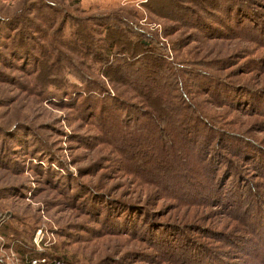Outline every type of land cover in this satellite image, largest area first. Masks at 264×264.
Wrapping results in <instances>:
<instances>
[{"label":"rangeland","instance_id":"374dc122","mask_svg":"<svg viewBox=\"0 0 264 264\" xmlns=\"http://www.w3.org/2000/svg\"><path fill=\"white\" fill-rule=\"evenodd\" d=\"M250 1L0 0L3 264H264V236L249 225L264 215V0ZM99 13L152 32L157 44L134 58L150 63L106 60L113 27ZM161 45L180 63V86L147 69ZM76 185L106 193L104 206L128 209L131 223L136 213L137 235L121 218L102 226L84 192L67 194ZM146 228L162 238L148 241Z\"/></svg>","mask_w":264,"mask_h":264},{"label":"trees","instance_id":"16d2710c","mask_svg":"<svg viewBox=\"0 0 264 264\" xmlns=\"http://www.w3.org/2000/svg\"><path fill=\"white\" fill-rule=\"evenodd\" d=\"M225 1H226V4L228 2L231 3L233 8L237 9V10H240V8L241 9H245L244 4L245 3L249 4L251 2L250 0H225ZM227 11L228 10H226V9H224L222 11L225 14V16H228ZM97 17H98V20L101 22V24L108 25V27H107L108 29H111L113 27V29H111V31H109L108 34L104 35V45H102L103 46L102 48H103V52H105V55L107 56L106 60L109 61L112 57H114V55H116V58H119V61L112 60V63L114 64L115 68L119 67L118 65H120V62H124V63L126 62L127 65H131V66H132L134 61L142 62L143 64H146V63L149 64L150 63V60L147 59L146 57H144L145 59H143L142 57L141 58L139 57L138 59H135V60H134V58H136L137 56H140L139 54H141V53L138 54L137 51H139V50H147V49H149L148 46H150L152 48L155 44H157L156 39L155 40L153 39L154 35H153L152 32H149L148 30H146L143 27H141L140 24L137 23V21H133V20H131V19L127 18V17H124L122 15H117L116 13H107V14L99 13L97 15ZM213 17H217L220 20L221 15L213 13ZM195 18H196V22L198 23V27L203 29V27H201V23H200V22H202L200 16H196ZM259 18L261 20L259 22V25L256 28V30L258 31V32L256 31L258 33L256 36L260 39L259 41L264 44V13ZM8 22H13V21H12V19H10ZM126 30L128 32H134L136 35H133V37L125 35ZM122 31H124V33H122ZM20 32H21V30H19V33ZM114 32L117 33V37L118 36H120V37L122 36L124 39H127V41H128V39L132 40V38H134L135 41L133 40L132 42L121 43L120 40H117V41L113 40V39H111V35ZM19 33L17 34L18 36H19ZM22 34L26 35L25 32H22ZM19 37H21V42H23L24 40L22 41V39H24V37H22V36H19ZM23 43H24V46H26V43L25 42H23ZM159 45H160V43H159ZM160 47H157V48L155 47L154 49H150V53L153 52L154 55H155L152 58L154 66L153 67L149 66V67H147V69H151V71L154 72V74H156L155 73L156 72L155 67H157L158 68L157 69V73L158 72L165 73V76L163 77V80L168 82V84H166V86H173L176 83H177V85L180 86V83H181L180 76L176 73V72H178V70L180 68V63H177L174 60L168 59L169 58V53L165 49V46L163 47V45H161ZM162 53H163L164 58H166L167 60L163 59ZM12 54L15 55L16 57L22 55V54L19 53V51H16L14 49L12 51ZM157 56H159V57H157ZM159 59H161L164 62L163 65L160 64V66H159L156 63L157 60H159ZM170 68L174 71V73L172 74V77H171V81H169L166 78V73L168 72V69H170ZM136 75L138 76V74H136ZM138 78H141V81L144 82V84H143L144 86L146 85V86L150 87L151 84H149V82H146V79H145L146 77L143 74H141ZM159 78L151 77V75H150L149 78H147V81L157 82V81H159ZM179 90H180V87H179ZM183 94H184L185 97H187L185 92ZM222 99L224 100L225 103L227 102L226 101L227 99L225 100V98H223V97H222ZM117 102L118 103L121 102V97L117 98ZM226 104H229V103H226ZM248 105L252 106L253 104H252L251 101L243 103L244 107H247ZM126 107H128V106H126ZM261 108H263V109L262 110L258 109V110L261 111L262 114H264V99L261 101ZM185 124H187V122ZM184 138L186 139V137H184ZM228 144H229V142H228ZM46 155L48 157L52 156L50 154V152L46 153ZM49 172L52 173V170H49ZM59 178L61 179V181L58 182L59 184L61 182H65V185L66 184L67 185L71 184V182H68L69 179H66L64 177H59ZM72 179L75 180L74 178H72ZM72 184H74V183L72 182ZM81 184L83 185V182ZM77 186L78 185L74 186L70 190L67 189V191H68L67 194H69V196H74L75 195V197H77L79 193L84 192V195L81 197L84 200L81 201L80 204L83 205L84 206V210L88 211L89 214L91 213V215L94 214V213L99 215L100 213L104 212L102 214V217H103V221L102 222H104L102 226L105 227L107 219H108L107 224H109L110 223L109 220L121 218L124 222L125 221L127 222V224H125V223H124V225L122 224L121 227L125 228V225H127L129 227V229L126 230V231H129L128 234L137 235L136 232L139 230V228L136 225V223H137L136 213L133 214V219H132V223H131L129 221V217H128V214H127L128 213V209H124V208L120 209L119 206H116L117 204H115L114 206L111 204L112 208H110V209H108L109 207H105L104 206L105 202L108 203V201H107L108 199H107L106 193H100V191L98 189H96L95 187H93V186H86V188H88V189H84V186H79L78 189H77ZM211 193L212 194H217V193H219V189L214 188L211 191ZM206 198L209 199L208 197H206ZM262 218H263V220L261 221V223H258V221H252V224H249V225H251L253 227V231H255L257 233L260 232V234L262 236H264V227H263V225H260V224H264V215H263ZM104 220H106V221H104ZM130 224H132L131 227H130ZM121 227L119 228L120 230L122 229ZM258 227H260V229ZM131 229H133L135 232L134 233L131 232ZM7 230L8 229H6V231ZM146 230H147V228H146ZM117 231H119V230H117ZM153 232H156V231H153ZM144 233H145L146 239L148 241L149 240L151 241V238H152L154 243L156 241H159L162 238V235H160L159 232L154 234L151 231L149 233V231L147 230ZM25 253L23 252V254H25ZM254 253H256V252H254ZM258 256L259 255L257 253L256 257H258ZM48 258L50 260H53L55 258H59V259H63L65 261H67L69 264H72L71 262H69L65 258L60 257L58 255H56V256H48ZM24 261H25V259H24ZM0 264H3L1 262V260H0Z\"/></svg>","mask_w":264,"mask_h":264},{"label":"built area","instance_id":"2783aa9c","mask_svg":"<svg viewBox=\"0 0 264 264\" xmlns=\"http://www.w3.org/2000/svg\"><path fill=\"white\" fill-rule=\"evenodd\" d=\"M27 264H69V263L59 258L50 260L47 257H31V258H27Z\"/></svg>","mask_w":264,"mask_h":264}]
</instances>
